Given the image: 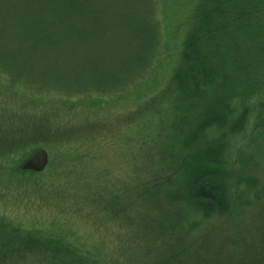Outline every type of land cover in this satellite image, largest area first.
<instances>
[{
  "label": "rangeland",
  "instance_id": "rangeland-1",
  "mask_svg": "<svg viewBox=\"0 0 264 264\" xmlns=\"http://www.w3.org/2000/svg\"><path fill=\"white\" fill-rule=\"evenodd\" d=\"M99 1L101 0H73L77 7L69 11L68 16H71L68 28L71 32L67 35L54 39H44L37 35L35 41L38 43H58L51 48L52 52L46 53L40 47L33 49L34 45L32 48L25 47L31 25L40 26L38 19L43 14L36 11L33 5L42 3V0H0V128L13 120L16 122L17 118L24 119L26 125L23 126L21 134L17 135L19 144L16 149L24 147L29 151L30 157L33 152L45 147L50 150L51 157L47 171L42 176L0 178V217L7 222L8 229L15 231L18 236H26L31 230L46 232L56 238L62 235L84 251L98 255L106 253L108 258H114L118 255L110 256L118 249L116 235L121 225H115L113 221L110 222L111 219L108 221L103 213L97 219L87 217L89 206L78 214L77 204L86 201L91 205L93 202L89 197L92 196L90 190L98 191L100 185L106 187L108 184L115 187V195L124 189H130V192L124 193L123 199L127 202L132 199L135 183L131 173L134 163L142 165L150 161L134 160L136 150L142 143V136L149 129L157 130L156 112H170L167 115L170 122L172 109L166 105L170 99L167 91L175 85L174 75L181 61L183 45L202 0H102L104 12L97 11ZM147 3L148 11L145 8ZM78 14L81 15L77 16ZM148 16L156 30L157 46L154 54L150 56L142 88L137 90L132 84L134 82H126L119 95H98L101 90H105L104 81L117 82V77H123L119 75H126L127 67H132L130 61L139 62L143 57L141 53L147 54L142 50V41L137 38L139 31H144L143 22L147 21ZM260 22V27H254V31L245 28L236 41L233 40L239 52L232 61L229 77L234 81H253L252 84L257 88H251V95H254L249 98V105L261 104L258 111L264 113V18ZM53 32H56L55 26L49 28L50 35ZM4 58H8V61ZM16 69L23 73H26L25 70L35 72L29 74V77L34 76L37 79H45L41 72L47 75L49 73L51 80L57 78L63 84L60 85L61 90L73 88L79 89V93L70 97H39L24 86L8 88L3 78ZM92 80L97 86H93ZM79 83L84 84L76 87ZM24 113L28 115L27 120ZM36 122L40 128L34 132ZM243 141L240 153L243 149L248 164H255L245 173L255 175L261 186L264 183V131L258 128L248 139H242ZM60 142L65 144L59 145ZM81 152L85 158H71L81 155ZM55 157L57 158L54 159ZM159 159L157 158L158 162ZM60 160L65 163L76 162L78 165L76 167L79 169L69 177L84 168L87 173L93 172L95 177L99 174L100 184L91 183L94 181L93 177L90 181L79 177L76 183L71 184L59 179L52 174L51 168ZM138 169L143 174L144 166ZM149 172L150 167H145L146 176H149ZM143 181L140 178L137 183L141 184ZM256 209L252 212L257 213L259 209ZM142 211L144 212L140 214L147 216V211ZM245 213L247 218L250 210ZM127 214L128 218L123 220L122 227L132 229L126 235L125 249L121 251L119 258L122 264H148L146 259L152 253L148 246L152 240L134 233L141 220V217L136 218L134 209H130ZM230 224L231 227L227 223L220 227L217 241L214 240L211 244L208 236L205 243L211 244L210 247L215 250L223 248L233 226L232 220ZM164 239L165 236H162V246L167 244ZM169 240V247L174 243L176 248L179 247L177 237ZM16 241L13 242L10 237L0 238L1 243H14L13 250L25 254L24 259L18 257L17 263L15 256L9 254L10 249L5 245L0 248L3 251L0 264H45L30 256L36 247H31L26 242L18 247L19 240ZM186 246L189 249L186 253L189 252L192 257L200 256L204 262L206 256L202 255L203 251L198 246L193 249L187 243ZM142 253L145 260L141 258ZM84 255L80 264H92L93 257L90 255H93L86 252ZM162 256L163 254L157 257L155 253V263H152L160 262L164 258ZM66 257L54 264H77L72 256ZM208 259L210 256H207ZM213 259L214 257L204 264H211ZM183 260L184 258L181 259L182 264H188Z\"/></svg>",
  "mask_w": 264,
  "mask_h": 264
},
{
  "label": "trees",
  "instance_id": "trees-1",
  "mask_svg": "<svg viewBox=\"0 0 264 264\" xmlns=\"http://www.w3.org/2000/svg\"><path fill=\"white\" fill-rule=\"evenodd\" d=\"M101 1L97 5L98 12H104ZM75 7L77 6L73 0H42V3H34L33 8L43 16L38 19L40 26L31 25L25 47L32 48L34 45L33 49L40 47L42 52H52L51 48L58 43H38L35 41L37 35H41L44 39L67 35L71 32L68 28L71 15L68 14ZM148 7V3L145 4L147 11ZM147 13L149 15V12ZM79 15L81 14L77 16ZM263 18L264 0L201 1L183 45L181 61L174 75L175 85L167 91L170 99L166 105L172 109L170 122L167 120L170 112L167 113V110L156 112L157 130L149 129L146 135L142 136V143L136 150L134 160L150 159V161L142 165L134 163L131 173L135 183L132 199L130 202L123 199L124 193L127 194L130 189L128 191L124 189L116 196L115 187L108 184L106 187L100 185L98 191L90 190L92 196L89 197L93 202L91 205L86 201L77 204L78 214L89 206L87 217L97 219V216L103 213L108 221L111 219L110 222L121 225L116 235L117 250L120 251L116 250L110 256L117 254V257L108 258L109 255L101 254L100 251H98L100 255L89 253L71 244L70 240L63 238L62 235L56 238L55 235L29 229L32 232L28 235L18 236L15 231L8 229L7 222L1 217L0 238L10 237L13 242L19 240L18 247L24 242L36 247L30 256L40 259V262L45 264H54L67 258L66 256H72L77 264H80L85 252L93 255H90L91 258L93 257L92 264H122L119 256L125 249L126 235L132 229H123L122 224L123 220L126 221L125 219L128 218L127 213L130 209H134L136 218L141 217L138 230H134V233L152 240L148 246L152 252L149 259H146L148 264L155 263V256L153 257L155 253L157 257L163 254L164 258L161 261L159 259L161 264H182V258L188 264H204L213 257L211 264H264V183L260 186L255 175L245 173L255 164H248L243 149L240 153L244 144L242 139L245 137L248 139L258 128L264 131V113L258 111L261 104L249 105V98L254 95H251V88L256 87L252 84L253 81L240 79L234 81L229 77L230 66L239 52L234 41L245 28L254 31V27H260V20ZM54 26L56 32L50 35L49 28ZM143 30L139 31L137 40L142 41V50L147 54L141 53L143 57L139 62L130 61L132 67H127V74L119 75L123 77H117V82L104 81L105 90H101L98 95H119L126 82H134L132 84L137 90L142 88L146 79L144 74L150 64V56L154 54L157 46L156 30L149 16L147 21L143 22ZM4 60L8 61V58ZM24 72L26 73L17 69L11 70L10 74L7 73L8 75L3 78L5 85L8 88L24 86L39 97L43 95L70 97L79 93V89L61 90L60 85L63 84H60L57 78L51 80L49 73L47 75L41 72L45 79L41 77L37 79L34 76L29 77V74L35 72L28 70ZM83 84L79 83L76 87ZM66 86L70 87L71 84ZM93 86L97 85L94 83ZM24 114L27 120L28 115ZM24 123V119L17 118L16 122L13 120L0 128V178L42 176L47 171V168L40 173L22 169V165L29 157V151L24 147L16 149L19 144L16 138L26 125ZM34 126V132L39 130L38 122ZM60 144L65 143L60 142ZM5 148L7 151H4ZM41 149H45L49 154L48 148ZM79 156L85 158L83 152L71 158L77 160ZM157 158H160L159 162ZM50 160L51 157L49 163ZM75 163H65L60 160L52 165V174L61 180L69 181L70 184L76 183L79 177L86 178V181H90L93 177L94 181L91 183L100 184L98 179L100 175L95 177L93 172L87 170V173L84 168L73 177H69L79 169ZM141 166H144L143 174L138 169ZM145 167H150L149 176L145 174ZM140 178L144 181L138 184ZM241 187L242 189L239 190ZM85 200L88 198L85 197ZM256 207L259 209L258 212H252ZM142 210L147 211V216L140 214L144 212ZM248 210L250 214L246 218L245 212ZM235 217L238 219L236 220ZM230 220L233 226L223 248L215 250L214 247H210L214 240H218L217 231L220 232L223 224L227 223L231 227ZM162 236H165L164 241L167 242L163 246L160 244L163 241ZM208 236L211 244L205 243ZM171 237H177L176 242H180L179 247L176 248L174 242L172 247H169ZM186 243L192 249L198 246L199 250L203 251L202 255L206 256L204 262L200 256L192 257L189 252L186 253L189 251ZM5 245L10 249L9 254L15 256L17 263L18 257L24 259L25 254L13 250L14 243L8 245L0 242V248ZM1 255L3 251L1 252L0 249V263ZM207 256H210V259L207 260ZM174 257H177L175 261H173ZM141 258L145 260L143 253Z\"/></svg>",
  "mask_w": 264,
  "mask_h": 264
},
{
  "label": "water",
  "instance_id": "water-1",
  "mask_svg": "<svg viewBox=\"0 0 264 264\" xmlns=\"http://www.w3.org/2000/svg\"><path fill=\"white\" fill-rule=\"evenodd\" d=\"M49 163V155L45 149H38L25 161L22 169L36 173L43 172Z\"/></svg>",
  "mask_w": 264,
  "mask_h": 264
}]
</instances>
